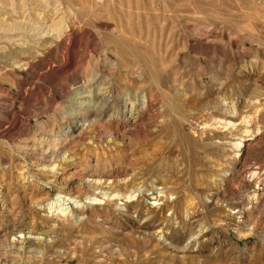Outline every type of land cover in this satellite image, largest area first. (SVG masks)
Returning <instances> with one entry per match:
<instances>
[{
  "label": "rangeland",
  "instance_id": "374dc122",
  "mask_svg": "<svg viewBox=\"0 0 264 264\" xmlns=\"http://www.w3.org/2000/svg\"><path fill=\"white\" fill-rule=\"evenodd\" d=\"M0 264H264V0H0Z\"/></svg>",
  "mask_w": 264,
  "mask_h": 264
},
{
  "label": "bare ground",
  "instance_id": "6f19581e",
  "mask_svg": "<svg viewBox=\"0 0 264 264\" xmlns=\"http://www.w3.org/2000/svg\"><path fill=\"white\" fill-rule=\"evenodd\" d=\"M232 122V121H231ZM230 121H229V123H231ZM235 122V121H234ZM231 123V125L233 126V125H235V123ZM228 124V123H227ZM232 126H231V128H232ZM227 128H228V126H227ZM233 128H234V126H233ZM234 131V130H233ZM259 132H251V136L253 135H257ZM249 137V139L250 138H252V137ZM236 137V136H235ZM233 139V138H232ZM247 139L246 138H244V135L243 136H241V137H239V140L238 141H233V140H231V141H228L227 143L229 144V145H231L232 147H233V149L235 150V151H242L243 150V148L245 147V145H246V141ZM237 155H239V154H237ZM256 173V172H255ZM253 175V174H252ZM101 180V179H100ZM102 181V180H101ZM98 182V181H97ZM100 182V181H99ZM94 183V182H93ZM101 183V182H100ZM127 183H125L124 185H126ZM125 187V186H124ZM96 200H98V199H96ZM127 200V199H126Z\"/></svg>",
  "mask_w": 264,
  "mask_h": 264
}]
</instances>
